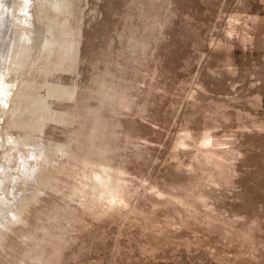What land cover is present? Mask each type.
I'll return each mask as SVG.
<instances>
[{"label": "rangeland", "instance_id": "rangeland-1", "mask_svg": "<svg viewBox=\"0 0 264 264\" xmlns=\"http://www.w3.org/2000/svg\"><path fill=\"white\" fill-rule=\"evenodd\" d=\"M0 75V264H264V0H0Z\"/></svg>", "mask_w": 264, "mask_h": 264}, {"label": "bare ground", "instance_id": "bare-ground-1", "mask_svg": "<svg viewBox=\"0 0 264 264\" xmlns=\"http://www.w3.org/2000/svg\"><path fill=\"white\" fill-rule=\"evenodd\" d=\"M24 3H26L25 1H24ZM30 31L31 33H30V35H32V43H31V40L29 39V37H27V36H24L23 38H22V40L20 41L21 42V44H20V46H19V48H18V51L16 52V54L11 58V60H10V62H9V65H8V67H7V73L8 74H12V72H14V73H16L19 69H21L22 67H24L25 66V62H28V59H29V57L30 56H32L30 53V51H31V48H32V46L34 45L33 44V34L34 33H32V30H30L29 29V27L28 26H26V27H23V30H20V34H18V37L19 36H21V35H23L24 33H26V32H28V31ZM29 33V32H28ZM36 36V35H35ZM52 37V36H51ZM36 39V38H35ZM27 65V64H26ZM25 68V67H24ZM19 73V72H18ZM11 78H12V76H10ZM16 76L15 75H13V78H12V81L10 80V79H7L8 78V75H0V103L2 104H4L5 103V101L4 100H7V98H10L11 97V90L14 88V86H15V84H16V82H17V80H15V79H17V78H15ZM20 77V76H19ZM18 77V78H19ZM10 95V96H9ZM3 100V101H2ZM207 140V139H206ZM6 169V168H5ZM4 172V171H3ZM8 172V171H7ZM9 173V172H8ZM94 173V172H93ZM96 173V172H95ZM95 173L93 174V175H95ZM2 174V173H1ZM97 174V173H96ZM4 175V174H3ZM2 175V176H3ZM7 175H10V174H7ZM101 175V174H100ZM11 176H13V175H11ZM1 177V176H0ZM96 177V176H95ZM99 177V176H98ZM102 177V176H101ZM16 178V177H15ZM17 178H19V177H17ZM99 179V178H98ZM103 179H104V177H103ZM14 180V179H13ZM16 180V179H15ZM14 180V181H15ZM24 180H26V179H24ZM1 182H2V179H1ZM104 182H105V180H104ZM2 183H0V185H1ZM101 184H102V182H101ZM105 184V183H104ZM2 186V185H1ZM102 186H104L103 184H102ZM100 187V186H99ZM106 187V186H105ZM3 188V187H2ZM7 188V187H6ZM102 188V187H101ZM1 189V188H0ZM14 189V188H13ZM103 189V188H102ZM101 189V190H102ZM3 191V190H2ZM4 191H6V190H4ZM96 191V190H95ZM1 192V191H0ZM107 192H108V190H107ZM4 193V192H3ZM13 193V192H12ZM3 196L2 195H0V202H1V204H0V210L3 208Z\"/></svg>", "mask_w": 264, "mask_h": 264}]
</instances>
